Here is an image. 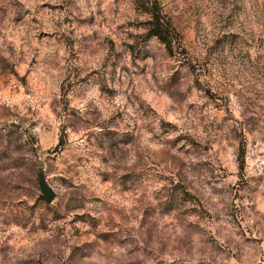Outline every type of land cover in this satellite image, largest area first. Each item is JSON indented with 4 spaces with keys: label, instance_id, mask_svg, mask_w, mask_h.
I'll return each mask as SVG.
<instances>
[{
    "label": "clouds",
    "instance_id": "obj_1",
    "mask_svg": "<svg viewBox=\"0 0 264 264\" xmlns=\"http://www.w3.org/2000/svg\"><path fill=\"white\" fill-rule=\"evenodd\" d=\"M141 3L0 0V264H264V0Z\"/></svg>",
    "mask_w": 264,
    "mask_h": 264
},
{
    "label": "rangeland",
    "instance_id": "obj_2",
    "mask_svg": "<svg viewBox=\"0 0 264 264\" xmlns=\"http://www.w3.org/2000/svg\"><path fill=\"white\" fill-rule=\"evenodd\" d=\"M136 3L140 7L143 6L141 3V0H136ZM145 10H147V9H145ZM153 34L159 35L164 40V42L169 47V51H171L172 41L173 40L179 41L181 39L179 33H175L174 29H172L171 24L168 25L167 29H165L163 26H161L159 23V17H157V22H156V25L154 26ZM133 51H135V49ZM182 54H183V52H182ZM37 183H38V189H39V177H38ZM39 192H40V189H39ZM36 201H37L38 206L41 204L47 205V203L44 200L38 199V197H36Z\"/></svg>",
    "mask_w": 264,
    "mask_h": 264
},
{
    "label": "water",
    "instance_id": "obj_3",
    "mask_svg": "<svg viewBox=\"0 0 264 264\" xmlns=\"http://www.w3.org/2000/svg\"><path fill=\"white\" fill-rule=\"evenodd\" d=\"M39 189H40L41 196H39L38 199H42V200H44L46 203H48V201L45 200V199L43 198V195H42V194H43L45 191H49V190H47V188H46V184H45L44 180H43L41 177H39Z\"/></svg>",
    "mask_w": 264,
    "mask_h": 264
}]
</instances>
